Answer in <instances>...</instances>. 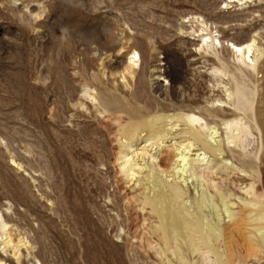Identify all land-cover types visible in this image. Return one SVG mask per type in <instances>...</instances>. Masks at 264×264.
I'll return each instance as SVG.
<instances>
[{
    "label": "rangeland",
    "instance_id": "374dc122",
    "mask_svg": "<svg viewBox=\"0 0 264 264\" xmlns=\"http://www.w3.org/2000/svg\"><path fill=\"white\" fill-rule=\"evenodd\" d=\"M37 263L264 264V0H0V264Z\"/></svg>",
    "mask_w": 264,
    "mask_h": 264
},
{
    "label": "bare ground",
    "instance_id": "6f19581e",
    "mask_svg": "<svg viewBox=\"0 0 264 264\" xmlns=\"http://www.w3.org/2000/svg\"><path fill=\"white\" fill-rule=\"evenodd\" d=\"M252 45H253V42H251L249 44H245V45H242V44H234V43L232 44L233 53L235 55H238L237 59L242 64L243 63L245 64L247 59L249 60L250 53H251V49H252ZM134 55H136V51H134L132 53V55L129 57V62H131V63L134 62V60H133ZM250 68H251V71L250 72H247V73L243 69H241V68H238L239 73H232L234 83H233V86L231 88V91L228 92L227 96L229 98L230 97L233 98V104H234L235 108L237 110H242L244 117H248L249 119L253 120V114H252L253 89H252V87L250 85V82L252 80V75H253V73L255 71V67H254V65H250ZM218 71L219 72H224L225 71V67L223 65L220 66V68L218 69ZM187 119L188 120H191V121H195V120L199 119V117L188 116ZM238 121H236V123H238ZM241 131L244 134V136H246L248 134H251L250 127H248L247 124L244 126L243 129H241ZM234 218H235V214L229 213V221L226 223V225H224L226 228H229L230 232L233 229L236 230V228H237V223L238 222L234 221ZM255 244H257V243L251 237H248L247 238V243H246V250H247V252L248 251H250V252L256 251L258 249V247ZM203 254L204 253H202V256H203ZM224 255H225V253H224ZM203 258H205V257L203 256ZM206 258H207V256H206ZM226 262H229V261L226 260ZM37 264H39V263H37ZM235 264H238V263H235Z\"/></svg>",
    "mask_w": 264,
    "mask_h": 264
}]
</instances>
